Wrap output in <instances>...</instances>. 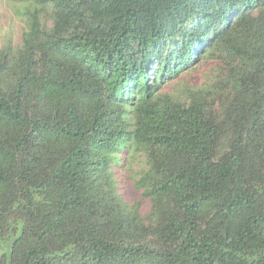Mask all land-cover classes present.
<instances>
[{
  "label": "trees",
  "instance_id": "trees-1",
  "mask_svg": "<svg viewBox=\"0 0 264 264\" xmlns=\"http://www.w3.org/2000/svg\"><path fill=\"white\" fill-rule=\"evenodd\" d=\"M24 1L0 48V264H264V0ZM207 57L208 88L163 90ZM133 149L146 219L118 188Z\"/></svg>",
  "mask_w": 264,
  "mask_h": 264
},
{
  "label": "rangeland",
  "instance_id": "rangeland-1",
  "mask_svg": "<svg viewBox=\"0 0 264 264\" xmlns=\"http://www.w3.org/2000/svg\"><path fill=\"white\" fill-rule=\"evenodd\" d=\"M28 8H31V4L24 0H0V48L7 43H11L12 45L20 44L22 33L27 28L26 10ZM51 9L52 7L48 6L41 12V22L47 30L52 27ZM222 67V62L207 57L196 63L194 68L188 73H184L179 78L164 84L163 90L171 93L182 102H188L187 89L195 86L208 88L210 83L216 79L215 76L221 73ZM214 100L215 96L210 95L208 99L209 103L211 104ZM213 109H219V102L216 100L213 103ZM146 167L143 152L133 149L130 150L128 159L119 168L117 175L118 188L123 199L129 205L136 207L141 217L145 219L150 212L151 202L145 196L143 189L137 186L136 182L141 176L142 170ZM14 225L15 223L9 226L10 230L12 228L15 230ZM20 230L21 227L18 235L20 234ZM11 232L9 234L8 232H4V236L0 238V256L6 251Z\"/></svg>",
  "mask_w": 264,
  "mask_h": 264
}]
</instances>
